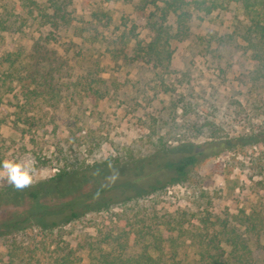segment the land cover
Listing matches in <instances>:
<instances>
[{"label": "rangeland", "instance_id": "obj_1", "mask_svg": "<svg viewBox=\"0 0 264 264\" xmlns=\"http://www.w3.org/2000/svg\"><path fill=\"white\" fill-rule=\"evenodd\" d=\"M163 5L0 0V161H33L35 182L62 167L88 171L98 164L100 183L111 166L120 173L116 183L139 178L140 185L149 181L150 170L163 176L148 162L156 151L180 155L213 138L239 142L194 166L184 182L132 199L126 210L114 207L119 214L111 219L92 212L52 231L34 226L0 237V264H56L68 250L74 264H93L96 245L89 243L101 231L116 235L125 228L173 235L180 253L175 259L191 261L198 259L197 246L189 232L179 237L178 218L183 229H197L203 215L215 220L241 210L264 211V67L257 73L242 9L234 3L208 14L190 9L178 27L174 12L163 20ZM160 21L168 30L161 62L136 50L153 38L149 24ZM41 46L61 64L60 89L43 95L17 78L29 70L18 67V59ZM256 134L262 139L257 143L250 139ZM4 184L0 179V188ZM19 209L4 207L0 219ZM135 239L131 234L130 242ZM163 244L164 259H172L171 240ZM103 248L118 251L116 244L104 242ZM139 248L135 244L133 251Z\"/></svg>", "mask_w": 264, "mask_h": 264}, {"label": "trees", "instance_id": "obj_2", "mask_svg": "<svg viewBox=\"0 0 264 264\" xmlns=\"http://www.w3.org/2000/svg\"><path fill=\"white\" fill-rule=\"evenodd\" d=\"M30 1L36 4V0ZM150 1L157 3L158 0ZM161 1L164 2L163 20L166 19L168 12H174L178 14V27H181L191 15V10L208 14L216 9L226 8L230 3L239 5L246 19L245 38L250 42L249 50H251L252 58L257 61V73H262V67H264V0ZM54 6L56 15L63 18L64 15L60 14V5L55 4ZM44 15L50 17L53 14L45 13ZM149 25L155 30L153 38L145 45H138L136 50L139 53L143 50L146 54L160 56L168 46L167 37H163L168 30L163 27L162 21ZM125 43L126 41H122V49L125 48ZM161 60L160 56L159 62ZM17 64L18 67L29 69L25 76L19 73L17 77L18 81L23 82V86L28 89L29 84H34L35 92L40 95L46 92H57L60 89L56 74L61 64L53 51L41 46L40 50L36 48L30 54L20 57ZM259 136V134L253 135L250 139L257 143L262 140ZM211 137L216 138V136ZM238 143L236 140L226 145L225 141L213 138L198 143L196 149L180 155H171L165 151L166 149L156 151L148 162L156 166L157 171L162 172L163 176H157L155 171L150 170L145 176L149 178V181L140 185L137 184L138 178L125 179L111 187H102L103 182L100 183L94 175L97 170H100L98 164L88 171L67 170L62 167L51 177L34 182L32 187L24 191H17L5 181L0 188V211L13 204L18 205L20 209L13 217L0 219V237L34 226L52 231L92 212L103 214L102 218L111 219L113 214H119L115 213L114 207H125L126 210V203L132 199L156 193L170 183L184 182L194 166L212 155H219L224 147ZM244 143L240 142V144ZM120 165L121 163H117L116 166ZM98 191L100 195L96 198L95 194ZM177 223L181 233L179 237L189 232L192 244L197 246L195 254L198 259L191 261H185L182 258L175 259L180 254L174 243L176 238L160 232L159 229L149 231L140 228L133 231L125 228L122 233L116 235L101 231L96 240L89 243L96 245V248H93L96 250L93 264H264V211L262 210L249 213L241 210L235 215L217 217L215 220L208 215H203L199 219L202 226L197 229L196 227L183 229L179 218ZM131 234L136 236L135 242H130ZM164 240L172 242L173 253L170 255L172 259H164L168 254L164 249ZM104 242L111 246L116 244L118 251L114 254L107 252L103 248ZM135 244L140 245L137 252L133 251ZM70 252L72 251L68 250L63 256L55 259L56 264H74Z\"/></svg>", "mask_w": 264, "mask_h": 264}, {"label": "clouds", "instance_id": "obj_3", "mask_svg": "<svg viewBox=\"0 0 264 264\" xmlns=\"http://www.w3.org/2000/svg\"><path fill=\"white\" fill-rule=\"evenodd\" d=\"M109 174L104 177L102 187L113 186L120 178L118 169L109 167ZM36 166L29 159H4L0 161V179L7 182L8 185L14 187L17 191H24L33 186L36 177ZM100 170L94 175L99 176ZM99 191L95 194L99 198Z\"/></svg>", "mask_w": 264, "mask_h": 264}]
</instances>
